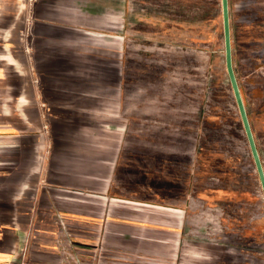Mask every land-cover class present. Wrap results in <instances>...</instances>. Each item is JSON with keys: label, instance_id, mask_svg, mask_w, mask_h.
Wrapping results in <instances>:
<instances>
[{"label": "rangeland", "instance_id": "rangeland-1", "mask_svg": "<svg viewBox=\"0 0 264 264\" xmlns=\"http://www.w3.org/2000/svg\"><path fill=\"white\" fill-rule=\"evenodd\" d=\"M160 3L153 0L150 21L149 0H72V28H39V37L25 38L45 130L71 138L66 163L97 184L94 194L108 186L109 196L153 204L185 206L196 196L220 204L213 227L226 237L217 248L229 253L213 264H264V195L227 77L221 28H192L198 0H171L168 18L182 27L160 28ZM253 128L264 164V121ZM142 206L132 217L159 226L160 209ZM142 208L152 209L149 217ZM191 216L187 208L185 233ZM137 231L153 237L141 242L154 264H197V244L206 254L209 248L191 232L177 245L161 243L159 230Z\"/></svg>", "mask_w": 264, "mask_h": 264}, {"label": "crops", "instance_id": "crops-1", "mask_svg": "<svg viewBox=\"0 0 264 264\" xmlns=\"http://www.w3.org/2000/svg\"><path fill=\"white\" fill-rule=\"evenodd\" d=\"M68 1L67 5L66 0H0V264H154L151 256L142 254L141 242L153 239L143 230L154 229L161 232V243L179 245L189 232L192 240L207 239V254L200 251L205 244L198 243L194 257L197 264H213L229 253L217 248L226 237L217 236L213 227L220 221L213 212L220 204L211 205L198 196L185 206L153 204L109 196L108 186L102 195L94 194L97 184L91 185L81 168L72 172L67 164L72 158L66 147L71 138L48 136L44 103L37 99L29 68L35 54L25 38L39 37V28H72V0ZM159 1L161 17L156 24L181 28L183 23L168 18L171 0ZM149 5L154 21L153 0ZM74 9L97 14L83 5ZM195 10L192 28H221L226 67L222 0H198ZM229 19L233 65L253 130L254 121H264V0H229ZM193 174L200 177L196 169ZM139 204L160 209L159 226L132 217L141 210ZM187 208L192 210L191 230L185 233ZM142 209L149 217L152 209ZM120 242H126L125 247Z\"/></svg>", "mask_w": 264, "mask_h": 264}, {"label": "water", "instance_id": "water-1", "mask_svg": "<svg viewBox=\"0 0 264 264\" xmlns=\"http://www.w3.org/2000/svg\"><path fill=\"white\" fill-rule=\"evenodd\" d=\"M222 9H223V23H224V48H225L226 71L228 74V78L231 84L234 98L238 107L240 119L246 134L247 142L250 148V152L254 161L255 168L258 173V178L264 195V165L257 147V143L252 130L247 108L242 96L239 81L237 79L233 65V48H232L231 28H230V19H229V0H222Z\"/></svg>", "mask_w": 264, "mask_h": 264}, {"label": "bare ground", "instance_id": "bare-ground-1", "mask_svg": "<svg viewBox=\"0 0 264 264\" xmlns=\"http://www.w3.org/2000/svg\"><path fill=\"white\" fill-rule=\"evenodd\" d=\"M238 108V107H237ZM245 132V131H244Z\"/></svg>", "mask_w": 264, "mask_h": 264}]
</instances>
